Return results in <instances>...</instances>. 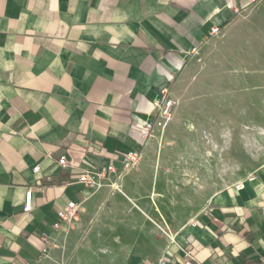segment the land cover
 Here are the masks:
<instances>
[{
    "label": "crops",
    "instance_id": "obj_1",
    "mask_svg": "<svg viewBox=\"0 0 264 264\" xmlns=\"http://www.w3.org/2000/svg\"><path fill=\"white\" fill-rule=\"evenodd\" d=\"M210 53L264 70V0H0V264H264V166L206 201L156 123ZM131 150L119 191L84 189Z\"/></svg>",
    "mask_w": 264,
    "mask_h": 264
},
{
    "label": "rangeland",
    "instance_id": "obj_2",
    "mask_svg": "<svg viewBox=\"0 0 264 264\" xmlns=\"http://www.w3.org/2000/svg\"><path fill=\"white\" fill-rule=\"evenodd\" d=\"M241 60L214 67L213 54L207 55L170 118V127L180 129L166 144L168 156L185 159L190 189L197 191L200 179L206 201L264 166V70H252ZM147 157L143 153L140 165Z\"/></svg>",
    "mask_w": 264,
    "mask_h": 264
},
{
    "label": "built area",
    "instance_id": "obj_3",
    "mask_svg": "<svg viewBox=\"0 0 264 264\" xmlns=\"http://www.w3.org/2000/svg\"><path fill=\"white\" fill-rule=\"evenodd\" d=\"M259 0H250L251 3H256ZM213 34L218 32V28L212 29ZM174 101L167 97V92L163 93L162 99L154 102V106L157 109L159 120L156 122L158 126L164 128L166 123L170 120L173 109ZM150 126L142 133V138L147 140L150 137ZM140 159V153L137 150H131L123 154L120 166L114 164H108L106 166L82 170L78 176V180L83 184L85 190H98L101 187L107 185L113 191L120 190V180L122 177L133 167H135ZM57 163L62 167H68L69 162L65 156H60L57 159ZM38 166L33 167V172H38ZM32 191H27L25 195V209H29L31 205ZM77 204L69 202L64 209L56 212V220L53 222L52 227L58 228L63 222H70L77 213ZM41 238L44 242H48V235L41 234ZM30 264V263H23ZM156 264H166L163 260H160ZM183 264H190L189 260L183 262Z\"/></svg>",
    "mask_w": 264,
    "mask_h": 264
},
{
    "label": "bare ground",
    "instance_id": "obj_4",
    "mask_svg": "<svg viewBox=\"0 0 264 264\" xmlns=\"http://www.w3.org/2000/svg\"><path fill=\"white\" fill-rule=\"evenodd\" d=\"M230 132H231V130H230ZM231 155V154H230Z\"/></svg>",
    "mask_w": 264,
    "mask_h": 264
}]
</instances>
